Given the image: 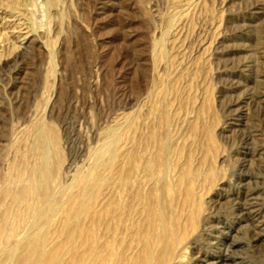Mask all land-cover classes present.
I'll return each instance as SVG.
<instances>
[{
  "label": "rangeland",
  "instance_id": "374dc122",
  "mask_svg": "<svg viewBox=\"0 0 264 264\" xmlns=\"http://www.w3.org/2000/svg\"><path fill=\"white\" fill-rule=\"evenodd\" d=\"M38 123L58 137L53 191L4 202L11 224L22 227L32 204L48 239L63 232L60 264L85 249L83 192L95 212L112 192L153 191L174 192L166 196L178 212L187 192L204 204L195 254L264 264V0H0V192L17 186L5 175L37 162L29 145ZM109 135L115 156L99 165L91 152ZM78 174L91 176L90 190L70 183ZM111 215L98 234L129 254L143 215L132 225ZM67 233L80 234L77 248Z\"/></svg>",
  "mask_w": 264,
  "mask_h": 264
},
{
  "label": "bare ground",
  "instance_id": "6f19581e",
  "mask_svg": "<svg viewBox=\"0 0 264 264\" xmlns=\"http://www.w3.org/2000/svg\"><path fill=\"white\" fill-rule=\"evenodd\" d=\"M53 2L54 0H47L48 5H51ZM162 119L165 120L164 118ZM49 125H48V128H49ZM48 128L45 127L42 123L41 124L38 123L36 124L34 130L32 129L33 133H32V140L29 145L30 146L29 151L31 150L33 152L32 155H34V153L37 155V162H35V165L34 166L31 165L30 167H27L29 163V161H27V166H26L27 168H24L23 171L18 170L21 166L18 169L15 167V169L18 170V171L16 170L17 173H16V176L14 175L15 177L14 176L12 177L13 175L12 173H11L12 175L8 174L9 176L7 177L6 175L4 176L5 181H12V179L14 178V181H17V186L15 185L16 189H10L9 186L6 185V187H3V189H1V192H0V264H60L61 263V256L59 255V253L64 248V246L62 248V244H60V241L62 240L63 232L60 234L57 233L61 237L59 243H57L58 239L56 237H55V240L53 241L52 239H48L47 237V233H48L47 223L48 222L45 220H42V217H44L45 214L40 209L39 210L36 209L35 205L32 206V204L30 205V207H28L29 208L27 211L28 217L25 220L23 219L24 221H23L22 227L21 226L18 227L16 223L11 224V219L8 216V212L6 210L5 202H4L5 196L8 194L12 195L13 198L15 199V201L14 200L13 201L16 202V200L19 201L21 200V198L27 197L28 195L31 196V194L32 195L33 194L42 195L41 197L45 198L47 192H50V190L53 191V189H50L51 186H50L49 181H51L50 178L53 175V173L57 174L58 172L55 171V168L52 169V167H54L55 165L51 167L50 158L52 157V154L61 153V152L58 147V144H59L58 137L56 135L55 130L53 128H50V131H52L51 133L49 132ZM116 137L114 135H109V137H107L106 140L100 142L97 145V147H95L92 150L91 152L92 158L97 163H99V165L103 162V159L105 158V155L107 152H109L110 154L109 155L110 160L111 158L113 160L114 154L111 152L112 151L111 149H113L112 146L114 144V141L117 140ZM167 139L168 137H166L165 141L161 143L162 145H161L160 150L163 154H166L165 151H167L166 149ZM26 147L28 148L27 145ZM22 153H20V155H23ZM24 157H23V160H24ZM106 157L108 158V156ZM18 159L20 160V157ZM23 160L21 161V164L19 163V165H22L24 167V165L22 164ZM160 164H162L161 166L163 168L162 175L166 176L167 160L164 157H162ZM148 165H147L149 168L148 172H149V175H151L153 173L152 169L154 167L152 168V164L150 163ZM158 167L161 168L159 166V163H158ZM167 172L169 173V171ZM99 178L97 177V179ZM78 182H81V184L86 188L89 184L93 183V180L90 175L88 176L81 175V174L74 175L70 183H72V185L75 186V184H77ZM8 183L9 182H7L6 184ZM81 184L79 183V185ZM10 185L12 186L11 183ZM88 189L90 190V187ZM64 191L65 190H63V192ZM63 192H62V195H63ZM166 193H168V195H172V193L174 194V192H166ZM111 194H109L108 196L110 197H108L105 193L106 198H103V199H106L108 201L105 202L106 200H104L105 203L101 205L102 207L100 209L99 207H97L99 210L96 209L97 211L91 212V209H92L91 206L94 203L92 202L93 204L91 205L90 200L92 197L91 195H93V193L83 192L82 197H83L84 209H85V215H86L85 219H87V221H85L86 223L84 222L85 224L82 222V224H84L83 228L81 227L82 224H80L81 226H79V228L81 227L80 234H81L83 241L79 240L77 241V243L83 242L81 244L84 245L85 249L81 248L83 249V253H80L79 257L76 258V255L74 254L75 252L73 250H71L70 252L71 255H69L68 248H70V246L72 247V245L69 244L68 245L69 247L67 248L68 253L64 252L65 254H68L67 255L68 257L65 255L64 256L70 259L69 256L71 257L73 254L74 255L71 257L70 260L66 261L68 262L66 264H222L224 263V259L222 258V255L220 256L218 254L216 258L211 257V256L209 257L201 256V255L195 254L192 250H190L192 248L191 243L194 240L198 239V237L200 238L203 235L204 233L203 227L207 224L206 221L208 219L207 214L202 212L204 209L203 207L204 204L201 202V200L199 201L197 197H193V192H187L186 199H184V202L182 205V209H178L180 212L177 211V208L175 210L174 208L175 205L173 203L174 200L168 198L167 194H166L167 196L165 195L166 196L165 197L163 195V192H155V191L153 192H112ZM128 199L132 200V202H130ZM76 201H79V200H76ZM30 202L32 201L30 200ZM49 205L51 206V214L57 211L56 202H51V204L49 203ZM75 205H72V210L75 207ZM78 205H79V202H78ZM70 209L71 208L69 206V209L67 212H69ZM72 210H70V212H72ZM74 211H76V208L73 210V212ZM78 211H79V208H78ZM137 211H140L143 215V218H142L143 226L140 232L137 233L134 237L135 239L133 241L135 244V248H133L134 250H132L131 253L126 254L125 252H120L119 247H118V242H114V241L103 242L102 241L100 235L98 234V231L101 229V221H103V219L105 222H108L107 220L111 219V218H108L107 215L109 214L111 215V213L116 212V216L118 215L119 217V218L117 217L118 221L119 220L121 222L126 221L128 222L127 225H132L133 219L135 217L134 215L136 214ZM185 211H188V215L187 217L184 218L185 222L181 223V221H179V216L181 213L183 214V212ZM80 212L82 211H79V214ZM82 215H84L83 212H82ZM113 215L114 214H112L111 217ZM67 216H70V215H67ZM105 216L108 218V219L106 218L107 220L105 219ZM78 217L80 216L78 215ZM76 220H78V218ZM112 222L116 223L114 218ZM110 223L111 222H108V224ZM76 225L75 227L77 228ZM137 225L139 224H134L135 227ZM115 226H120V225H118V222H117V225L115 224ZM65 227L67 228L66 225ZM71 227H70V230L72 229ZM126 227L127 229L129 228L128 226H125V228ZM19 228H22V229H19ZM117 228L115 227L113 229L115 230ZM122 228L120 229L122 230ZM106 229H107V226H106ZM63 231H64V228H63ZM107 231L109 232V230ZM108 232L107 234L110 233ZM80 234L79 235L76 234V235L80 236ZM73 236H72V233L71 234L67 233L66 236H64L65 238H63V241L64 239L73 240ZM75 238L74 240L76 241L79 237H77V239ZM49 240H51V242ZM74 240H73V244H75ZM69 242L70 241H68V243ZM74 246L76 247V244ZM74 246L73 248H75ZM64 250L66 251V249ZM60 254H62V252Z\"/></svg>",
  "mask_w": 264,
  "mask_h": 264
}]
</instances>
